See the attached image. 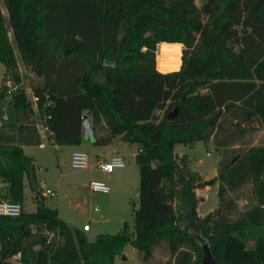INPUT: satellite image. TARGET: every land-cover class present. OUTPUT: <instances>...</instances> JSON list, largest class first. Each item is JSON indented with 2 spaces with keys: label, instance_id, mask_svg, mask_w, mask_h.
Returning <instances> with one entry per match:
<instances>
[{
  "label": "trees",
  "instance_id": "obj_1",
  "mask_svg": "<svg viewBox=\"0 0 264 264\" xmlns=\"http://www.w3.org/2000/svg\"><path fill=\"white\" fill-rule=\"evenodd\" d=\"M3 3L23 63L42 76L32 93L52 142L80 145L86 114L93 144L116 137L135 144L139 197L133 232L124 225L88 241L83 227L70 226L32 192L34 211L0 216V264H114L127 244L144 263L165 244L174 264H200L204 253L215 264H264V236L253 248L244 241L248 226L264 228V141L256 145L250 136L264 129V0ZM171 45L180 47L174 68L166 58ZM0 62L15 86L9 93L0 86V103L10 97L15 113L0 126V179L7 184L1 199L22 203L24 179L33 190L36 169L22 145L41 140L1 8ZM198 140L220 151L217 206L203 216L196 192L202 176L174 153L176 144ZM239 198L246 200L241 210ZM39 231L40 248L30 259L24 240ZM18 253V263L9 260Z\"/></svg>",
  "mask_w": 264,
  "mask_h": 264
},
{
  "label": "rangeland",
  "instance_id": "obj_2",
  "mask_svg": "<svg viewBox=\"0 0 264 264\" xmlns=\"http://www.w3.org/2000/svg\"><path fill=\"white\" fill-rule=\"evenodd\" d=\"M196 3L200 5L201 0H196ZM0 8L5 16L6 25L9 28L21 85L24 87L30 100L32 85L42 82V76H38L23 63L9 27L3 0H0ZM124 34L125 31L122 29L117 36L118 42ZM117 50L116 48L115 52ZM166 54L171 67H177L180 47L177 45L168 46ZM4 72L5 67L0 62V86L6 84ZM11 109L12 107L7 104L3 113L10 116ZM33 117L37 124L41 123L35 109ZM254 125L257 126L258 124L254 123ZM101 132L98 130L96 133L100 134ZM250 136L254 144H261L264 141V129L258 127ZM92 141L89 137H84L80 146L78 145L79 147L75 148V150H83L87 153L89 166L86 169H74L70 166L69 159L72 148H69V146L58 145L55 148L52 144L47 143L41 149L37 146L31 147V150L37 156L36 165L38 163L41 164V169L36 172V176L32 181V192L38 191L40 193L39 188L35 187L36 181L44 179L46 186L55 193L53 195H43L46 204L52 208H56L58 216L72 227L82 229L83 224L88 223L89 229L83 231L88 241H93L100 234L118 233L124 225H126L128 232H133V212L138 207L139 197V170L135 157L132 155V153H136L137 146L124 142L121 139L120 141L117 139L114 144L108 147L95 145ZM112 150L124 156L126 165L123 168L114 169L111 173H104L97 168L95 162L106 158ZM174 153L186 155L191 168L202 174L204 184L197 189L199 190L198 193L201 194H197L202 196L203 200L198 205L197 213L203 216L217 206L218 185L215 186L214 184L218 181L216 179V171L220 151L215 149L213 142L198 140L192 144H176ZM37 168L38 166H36V170ZM91 179H98L107 183L110 187L109 192H92L89 188ZM206 181L208 182L205 183ZM208 184L210 188L206 191L202 190ZM28 185L24 188V199L21 203L24 211H31L35 207L31 198V187ZM202 194H205V197ZM245 203L246 200L244 198H239L236 201L237 209L241 210ZM262 222H264V217L262 218ZM262 236H264V228L261 224L248 226L244 230V241L248 248H253L256 239ZM39 240L40 235L38 233L26 238L25 244L28 256L32 254L33 245L39 242ZM123 253L126 259H121L120 255L115 258L114 264H174L165 244L158 246L154 250L152 258L147 263L141 261L139 252L131 244H127L124 247Z\"/></svg>",
  "mask_w": 264,
  "mask_h": 264
},
{
  "label": "built area",
  "instance_id": "obj_3",
  "mask_svg": "<svg viewBox=\"0 0 264 264\" xmlns=\"http://www.w3.org/2000/svg\"><path fill=\"white\" fill-rule=\"evenodd\" d=\"M162 42H159L155 49V63H156V69H158V63H157V49L159 44ZM181 55H182V46H181ZM181 65V63H180ZM180 68V66H179ZM178 68V69H179ZM177 69V70H178ZM161 71V70H159ZM174 71V70H173ZM162 72V71H161ZM6 85L9 87L8 93L10 92V89L14 88L15 86L11 83V81H7ZM37 96H35L33 93L30 97V102L33 106V108L36 110V102H37ZM163 112V109H157L155 111V114H161ZM3 118H6L5 116ZM2 124L0 123V126ZM44 128V126H43ZM45 130V128H44ZM46 131V130H45ZM70 166L74 169H86L89 166V159L88 155L83 150H74L72 151L70 155ZM126 163L124 160V156L119 153H114L110 157L106 159H100L96 162L97 168L102 170L104 173H111L116 168H123L125 167ZM36 188L40 190L41 195H53L55 194L53 190L48 188L46 186V182L44 179H39L37 182ZM89 188L94 193H107L110 190V187L107 183H105L102 180L98 179H92L89 182ZM96 210V208H94ZM23 208L22 204L19 202L9 201L5 199L0 198V216H10V217H17L21 214ZM83 230L89 229V224L84 223L83 224Z\"/></svg>",
  "mask_w": 264,
  "mask_h": 264
},
{
  "label": "crops",
  "instance_id": "obj_4",
  "mask_svg": "<svg viewBox=\"0 0 264 264\" xmlns=\"http://www.w3.org/2000/svg\"><path fill=\"white\" fill-rule=\"evenodd\" d=\"M9 37H10V32H9ZM11 40V39H10ZM10 105L11 107H12V109H11V114H10V116H7L6 114H4L3 113V111H4V109H5V106L6 105ZM6 117V118H3V117ZM85 116L88 118V120L90 121V117L89 116H87L86 114H85ZM14 119H15V113H14V107H13V103H12V101H11V98L10 97H5L3 100H2V102L0 103V123L2 124V125H4V124H8V123H11V122H13L14 121ZM40 122H41V120H40ZM1 125V126H2ZM36 125H37V128H38V131H39V134H40V143L39 144H31V145H22V149H23V152L26 154V155H30V156H32L33 157V159H34V164L36 165V160H37V156H36V154H34V152L31 150V147L32 146H37L38 148H44L45 146H46V144L47 143H50V144H52L55 148L58 146V145H56V144H54L53 142H52V138H51V136H50V134L49 133H47L45 130H44V128H43V125H42V122L40 123V124H37L36 123ZM83 139H84V137H83ZM119 140L120 141V137H116V138H114L112 141H111V143L110 144H108V145H105V146H103V147H108V146H110L111 144H114V142L116 141V140ZM209 142H211V141H209ZM80 146V145H79ZM79 146H69V148H72V151H74L75 150V148H77V147H79ZM72 151H71V153H72ZM137 152V151H136ZM71 153H70V155H71ZM114 153H118L117 151H115V150H112L111 152H109V154H108V156L106 157V158H108V157H110L112 154H114ZM135 154L136 153H132V155L135 157ZM106 158H104V159H106ZM220 158V157H219ZM97 162V161H96ZM96 162H95V165H96ZM36 166H38V168H37V170L35 169V176H36V172L39 170V169H41V164H37ZM216 173H217V171H216ZM202 175V174H201ZM92 180V179H91ZM36 183H37V181H36ZM217 183H218V181H217ZM214 184L215 186H217L218 184ZM29 183H28V180H27V178H25L24 179V188L25 187H27L26 185H28ZM37 185V184H36ZM35 185V186H36ZM29 186V185H28ZM6 187H7V184L6 183H4V182H2V180L0 179V198H1V195L4 193V191H5V189H6ZM210 188V185L208 184L204 189H202V190H204V191H206V190H208ZM30 190V189H29ZM198 191L199 190H196V192L198 193ZM203 192V191H202ZM198 194H201V193H198ZM204 197H205V194H202ZM45 196V195H44ZM47 196V195H46ZM31 198H32V190H31ZM204 200H205V198H204ZM34 202V201H33ZM34 205H35V203H34ZM35 210V207L33 208V210H31V211H34ZM57 212H58V210H57ZM40 236H41V233H42V231H39V232H37ZM25 241H26V239L24 240V247H25V256L26 257H28V258H33V256H34V254L39 250V248H40V240H39V242H37V243H35L34 245H33V252H32V254L30 255V256H28L27 255V247H26V244H25ZM19 258H20V254L18 253V254H15V255H13V256H11L10 258H9V260L10 261H12V262H15V263H18L19 262Z\"/></svg>",
  "mask_w": 264,
  "mask_h": 264
},
{
  "label": "water",
  "instance_id": "obj_5",
  "mask_svg": "<svg viewBox=\"0 0 264 264\" xmlns=\"http://www.w3.org/2000/svg\"><path fill=\"white\" fill-rule=\"evenodd\" d=\"M177 112H178V108L175 107L172 111H170L167 114V118L169 120L173 119L174 116L177 114ZM82 123H83V137H89L90 139L93 140L94 139V133H93V130L91 128L90 121L88 120V118L85 115L83 116ZM207 182L208 181H206L205 183H207ZM121 259H126V256L124 253L121 255ZM200 264H215V263L207 253H204L202 261Z\"/></svg>",
  "mask_w": 264,
  "mask_h": 264
}]
</instances>
